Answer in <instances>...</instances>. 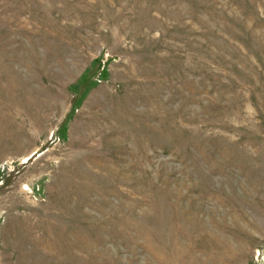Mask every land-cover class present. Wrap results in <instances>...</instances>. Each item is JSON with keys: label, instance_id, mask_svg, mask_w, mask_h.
<instances>
[{"label": "rangeland", "instance_id": "obj_1", "mask_svg": "<svg viewBox=\"0 0 264 264\" xmlns=\"http://www.w3.org/2000/svg\"><path fill=\"white\" fill-rule=\"evenodd\" d=\"M0 264H264V0H0Z\"/></svg>", "mask_w": 264, "mask_h": 264}]
</instances>
